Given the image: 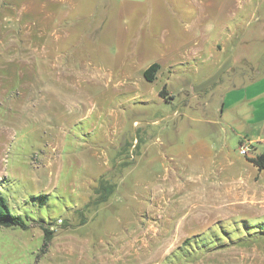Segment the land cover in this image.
<instances>
[{
	"label": "rangeland",
	"instance_id": "1",
	"mask_svg": "<svg viewBox=\"0 0 264 264\" xmlns=\"http://www.w3.org/2000/svg\"><path fill=\"white\" fill-rule=\"evenodd\" d=\"M263 75L264 0H0V193L28 217L0 264H264L253 174L211 186L205 152L239 159L258 93L232 87Z\"/></svg>",
	"mask_w": 264,
	"mask_h": 264
},
{
	"label": "crops",
	"instance_id": "2",
	"mask_svg": "<svg viewBox=\"0 0 264 264\" xmlns=\"http://www.w3.org/2000/svg\"><path fill=\"white\" fill-rule=\"evenodd\" d=\"M211 48L213 49V45H211ZM185 53L186 55H196L198 53L196 45L189 46ZM210 54L213 55V52H211ZM197 56L198 57L194 59H198L199 55L197 54ZM233 61L234 60L230 57L221 58V60L218 62V66H220L218 70L220 71L223 69H229ZM182 62H174L173 64H179ZM232 88H242L241 90L243 91H251L252 93L260 94L264 88V75L243 86ZM258 94H256L257 96L254 95V97H256L250 100V105L251 108L253 107V109L250 108L248 109V111L241 112V115H243L242 121L245 122L247 120V122H245V125L248 124L249 128H252L254 130V133L252 135L248 133L242 135L239 142V145L241 142H247L251 145L250 154L248 156L238 155L239 159L234 160L230 158L224 144H218L217 146L216 144H213V147L205 146V152L206 154H208L207 156H209L210 160V169L206 170V182L211 186H215L217 185V183H219L223 188L227 183H231L232 185H235L233 187L235 190H240L241 186L247 183V176L245 175V173H243V171L239 170L240 168H244L243 170H246V172H248L249 174H253L254 200L262 202L264 201V168L259 170L250 161L251 158H254L264 149V97H261L262 95ZM226 101V99L223 101V105L226 103ZM177 114L178 113L175 112V115ZM207 123L213 124L210 130L211 138L216 137V135L218 134L217 130L220 128L219 126H217L218 122L212 120L210 122L207 121ZM196 150L201 152L202 154V152H204V146L198 145ZM220 157L222 158L221 162L218 161L220 160Z\"/></svg>",
	"mask_w": 264,
	"mask_h": 264
},
{
	"label": "trees",
	"instance_id": "3",
	"mask_svg": "<svg viewBox=\"0 0 264 264\" xmlns=\"http://www.w3.org/2000/svg\"><path fill=\"white\" fill-rule=\"evenodd\" d=\"M160 68V64L156 61L151 62L149 65H147L143 72L142 75L144 77L145 80L151 82L155 79V75L157 73V71ZM166 88L163 86L160 90H159V95L161 97H164V95H166ZM250 161L257 167V169H263L264 168V149L258 153L254 158H251ZM39 196V197H38ZM38 197L40 198L39 203L41 205L45 204V194H40ZM27 220L28 217L25 213H21V214H16L14 213L6 198L0 193V226H6V227H21V228H25L28 226L27 224ZM44 230V239H48L49 236V230L46 228H43Z\"/></svg>",
	"mask_w": 264,
	"mask_h": 264
},
{
	"label": "built area",
	"instance_id": "4",
	"mask_svg": "<svg viewBox=\"0 0 264 264\" xmlns=\"http://www.w3.org/2000/svg\"><path fill=\"white\" fill-rule=\"evenodd\" d=\"M238 152L240 155L248 156L251 152V145L247 142H242L239 145Z\"/></svg>",
	"mask_w": 264,
	"mask_h": 264
}]
</instances>
